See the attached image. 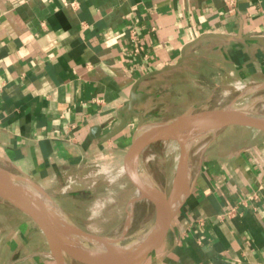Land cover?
Returning <instances> with one entry per match:
<instances>
[{
    "label": "crops",
    "instance_id": "crops-1",
    "mask_svg": "<svg viewBox=\"0 0 264 264\" xmlns=\"http://www.w3.org/2000/svg\"><path fill=\"white\" fill-rule=\"evenodd\" d=\"M243 82L264 83V0H0V166L45 191L81 240L127 234L171 192L183 152L170 136L137 152L134 134ZM190 169L143 264H264V131L220 128ZM0 264H58L2 198Z\"/></svg>",
    "mask_w": 264,
    "mask_h": 264
},
{
    "label": "water",
    "instance_id": "water-1",
    "mask_svg": "<svg viewBox=\"0 0 264 264\" xmlns=\"http://www.w3.org/2000/svg\"><path fill=\"white\" fill-rule=\"evenodd\" d=\"M228 125H240L264 131V112L249 108L239 109L232 106L216 107L213 109H196L193 111L188 110L166 122L151 124L139 128L133 136V146L138 152L141 146L154 138L160 136L174 137L172 136L173 133L165 134V131L173 132L175 129L190 128L194 129L191 134L195 133V130L200 133H210L211 131L216 132L220 128ZM183 136L184 135H177L176 137L181 142L183 152L171 192L168 195L164 194L163 197H157L155 201V210L160 212L163 219L162 229L160 232L156 233V235L148 241L145 246L143 245L138 252L132 253L123 264H143L146 261L151 250L156 245L159 235L166 230L175 211L180 207L186 197L188 192L187 184L191 179V169L187 153L190 142L188 141V143L185 141L187 138ZM175 188L183 190L182 192L184 196L182 200H180V203L172 210L167 204V199L171 197ZM35 191L42 193L44 198L37 197ZM139 192L141 191H136L132 194L133 201H135ZM46 196L47 194L45 191L40 189L35 182L18 176L10 170L0 166V198L20 207L37 222L39 227L45 233L49 246L53 255L57 259L58 264H79L77 260L73 259V252L71 255L68 254L69 247L94 252L95 247L97 249L98 247H101V245H105L106 238L104 237L97 238L89 235H82L86 240H81L79 237L74 240L72 237L65 235L63 228L55 218L57 214L51 211L50 206L45 201ZM130 220L131 217L129 216L128 223ZM124 239L125 232L118 235L109 246L111 252L110 256H112L111 259L116 258L115 256H117L118 250L123 246Z\"/></svg>",
    "mask_w": 264,
    "mask_h": 264
},
{
    "label": "bare ground",
    "instance_id": "bare-ground-1",
    "mask_svg": "<svg viewBox=\"0 0 264 264\" xmlns=\"http://www.w3.org/2000/svg\"><path fill=\"white\" fill-rule=\"evenodd\" d=\"M248 85L244 84V85L236 86V88L239 89L242 87H246L244 89L246 91H248L249 87H251ZM255 85H257V84H255ZM252 88H253L252 90H254V88L256 89L255 86H252ZM261 109L264 112V98L261 100ZM193 128H197V127H193ZM192 130H194V129H190V128L189 129H186V128L175 129V130H173V132L165 131V134H172L173 133L172 136H174V137H177V135L178 136L184 135L183 137L187 138L185 141L190 142V143L188 142L189 145H188V151H187L188 159H189V165L192 168L193 173H195L197 168H198V165L200 163L202 152L205 148V145L208 142L209 138L212 136V134L215 133V131H211L210 133H204V132L200 133L197 130H195L196 132L191 134ZM8 166L9 165L5 164V165H2L1 167L8 169L9 168ZM95 178H97V177H94V179ZM142 179L143 180L141 182L140 190L149 189L150 192H152V189L149 185L150 183L144 178V176ZM76 185H78V184L76 183V184L72 185V187H75ZM179 188H175L171 197L167 199V204L172 210L177 206V204L180 203V200H182V198L184 196V194L182 192L183 190H181V189L179 190ZM35 192H36L37 197L44 198L42 193L37 192V191H35ZM50 207H51V205H50ZM50 209L52 212L57 214L56 216L55 215L54 216H55L56 220H58L60 226L63 228V232L65 233V235L72 237V239H74V240L76 238H78V236H80L78 229L75 227V225L66 216H64L62 213L56 212V209H52V208H50ZM152 217L153 218L150 219V222L146 223L144 225V228L139 232L140 235L131 236L130 238L126 237L123 240V246L118 250L117 256H115L117 259L127 260L131 256L132 253L138 252L143 247V245L145 246V244L148 241H150L156 235V233L161 231L163 219H162L160 212L155 210ZM116 237L117 236H112V237L106 238L105 245H101V247H98L97 249L95 247L94 252H88L84 249H81V250L76 249L77 251H79L81 263L82 264H97V263H100L101 261H103L104 259H107V256L111 255V252L109 250V246L112 244V242L114 241V239ZM110 258H112V256H110ZM116 258H114V259H116ZM112 263L113 262L108 261V264H112Z\"/></svg>",
    "mask_w": 264,
    "mask_h": 264
},
{
    "label": "rangeland",
    "instance_id": "rangeland-1",
    "mask_svg": "<svg viewBox=\"0 0 264 264\" xmlns=\"http://www.w3.org/2000/svg\"><path fill=\"white\" fill-rule=\"evenodd\" d=\"M244 84L245 85L249 84L248 86H251V87H249L248 91H246L244 89L246 87H242L239 89L236 88V86H240V85H244ZM255 84H257V85H255ZM252 86H255L256 89L254 88V90H252L253 89ZM216 95L217 96H215L213 103H212V104H216V105L215 106H209V107H206L204 109H213L216 107L220 108V107L232 106L234 108H239V109L249 108V109H254L257 111L258 110L262 111L261 100L264 98V83H253V82L252 83H249V82L244 83L243 82L241 84H232V85H229L227 88H223V90H219V92ZM221 99H222V103L219 105ZM162 147H165V145L163 143H162ZM170 191H171V188H170ZM98 196H99V194H96V196H94V197L97 198ZM95 198H93V199H95ZM45 199H46L45 200L46 203L49 204V206L51 205L52 209H57L54 206V204L52 203L51 198L48 195L45 197ZM147 212H148L147 215H145L144 217H141V218H137L134 221L132 228L128 231L127 234H125V238L126 237L130 238L131 236L140 235L139 232L144 228V225L150 221V219L152 218V216L154 214L153 207H149V209H147ZM73 253L75 256V257L73 256V259L77 260V262L79 264H82L81 258L79 255V251H77L76 249H73ZM108 261L113 262L112 264H123L125 260H119L117 258L111 259L110 256L108 255L107 259H104L103 261H101V264H108ZM97 264H100V263H97Z\"/></svg>",
    "mask_w": 264,
    "mask_h": 264
}]
</instances>
